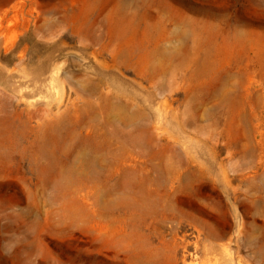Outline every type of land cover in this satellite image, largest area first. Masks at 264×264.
<instances>
[{
  "label": "rangeland",
  "instance_id": "1",
  "mask_svg": "<svg viewBox=\"0 0 264 264\" xmlns=\"http://www.w3.org/2000/svg\"><path fill=\"white\" fill-rule=\"evenodd\" d=\"M123 1L0 0V264H264V0Z\"/></svg>",
  "mask_w": 264,
  "mask_h": 264
},
{
  "label": "bare ground",
  "instance_id": "2",
  "mask_svg": "<svg viewBox=\"0 0 264 264\" xmlns=\"http://www.w3.org/2000/svg\"><path fill=\"white\" fill-rule=\"evenodd\" d=\"M124 1H125V0H124ZM124 1H123V2H124ZM137 1H138V0H137ZM123 2H122V3H123ZM125 3H126V2H125ZM125 3H124V4H125ZM120 4H121V3H120ZM118 5H119V4H118ZM118 5H117V6H118ZM121 5H122V4H121ZM125 7H126V5H125ZM118 8H119V7H118ZM120 8H121V7H120ZM120 10H121V9H120ZM223 97H224V98H228L227 95H223ZM3 129H4V128H3ZM3 129H2V131H3ZM6 131H7V130H6ZM0 132H1V131H0ZM41 148H42V146H41ZM36 150H37V149H36ZM43 150H44V149H43ZM40 151H41V150H40Z\"/></svg>",
  "mask_w": 264,
  "mask_h": 264
}]
</instances>
